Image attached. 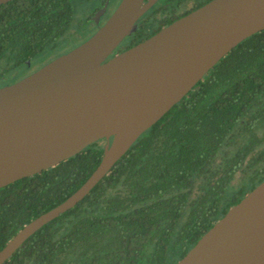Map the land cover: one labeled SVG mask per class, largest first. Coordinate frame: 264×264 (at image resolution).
<instances>
[{
	"label": "trees",
	"instance_id": "trees-1",
	"mask_svg": "<svg viewBox=\"0 0 264 264\" xmlns=\"http://www.w3.org/2000/svg\"><path fill=\"white\" fill-rule=\"evenodd\" d=\"M79 1L0 3V86L20 79L7 76L56 47ZM150 13L113 54L130 39L153 34L159 25ZM105 141L0 187V250L86 181ZM262 180L264 29L221 57L79 203L34 232L3 264H176Z\"/></svg>",
	"mask_w": 264,
	"mask_h": 264
},
{
	"label": "water",
	"instance_id": "water-1",
	"mask_svg": "<svg viewBox=\"0 0 264 264\" xmlns=\"http://www.w3.org/2000/svg\"><path fill=\"white\" fill-rule=\"evenodd\" d=\"M156 1L120 0L85 40L0 86V187L106 140L101 161L86 181L26 223L0 250V264L44 224L79 203L231 48L264 29V0H209L113 54ZM104 12L105 7L95 19ZM176 264H264V180Z\"/></svg>",
	"mask_w": 264,
	"mask_h": 264
},
{
	"label": "rangeland",
	"instance_id": "rangeland-1",
	"mask_svg": "<svg viewBox=\"0 0 264 264\" xmlns=\"http://www.w3.org/2000/svg\"><path fill=\"white\" fill-rule=\"evenodd\" d=\"M119 2L120 0H108L106 3H104L103 0H81L77 2L69 30L59 40L56 47L45 50L32 61H29L31 63L30 65L16 69L12 74L7 76V79L24 76L31 67L42 64L43 61H46L51 55H54V52L69 50L85 40L96 30L98 23L106 20ZM104 7H107L105 9L106 12L102 14L101 20H99L100 17L96 20L95 18L98 16V12Z\"/></svg>",
	"mask_w": 264,
	"mask_h": 264
},
{
	"label": "flooded vegetation",
	"instance_id": "flooded-vegetation-1",
	"mask_svg": "<svg viewBox=\"0 0 264 264\" xmlns=\"http://www.w3.org/2000/svg\"><path fill=\"white\" fill-rule=\"evenodd\" d=\"M148 0H145V2ZM160 5H158L155 9L154 12H156V14H152V8L154 7V5H156V3L160 2ZM209 0H157L155 3H153L136 21L137 23V27L143 25L144 23L140 22V18L145 15L147 12H149L151 10V17H153L155 19V22L157 24V26L159 27H155L154 28V32H157L158 30H160L162 27L168 25L169 23H171L172 21L176 20L177 18L189 13L190 11L200 7L201 5L205 4L206 2H208ZM107 8V7H106ZM105 8V9H106ZM106 12V10H105ZM112 13V12H111ZM103 15L100 16L101 17ZM110 16V14L108 15V17ZM107 17V18H108ZM106 18V19H107ZM106 20H104L105 22ZM104 22H100L98 23L97 28H99ZM96 28V29H97ZM135 29V30H136ZM133 33V32H132ZM131 33V34H132ZM130 34V35H131ZM128 35V36H130ZM152 35V34H151ZM126 36L122 42L128 37ZM149 37V36H148ZM147 38V37H146ZM133 39H130L128 44H123V50L127 47H130L131 45L137 43V42H132ZM67 50L61 51L59 53H54V55H51V57H49L48 59H46V61H43L42 64H38L36 67H31L29 69V71L27 73H25V75L29 74L30 72L34 71L35 69H37L38 67H40L41 65H43L44 63L50 61L51 59L55 58L56 56L66 52ZM118 52V51H117ZM31 64V63H30ZM24 75V76H25ZM23 77V76H22Z\"/></svg>",
	"mask_w": 264,
	"mask_h": 264
}]
</instances>
